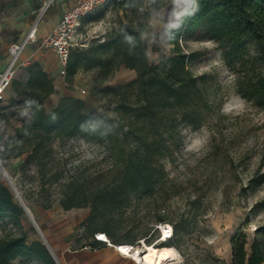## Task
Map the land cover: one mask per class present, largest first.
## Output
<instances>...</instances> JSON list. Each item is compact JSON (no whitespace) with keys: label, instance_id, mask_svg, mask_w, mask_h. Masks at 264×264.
<instances>
[{"label":"rangeland","instance_id":"obj_1","mask_svg":"<svg viewBox=\"0 0 264 264\" xmlns=\"http://www.w3.org/2000/svg\"><path fill=\"white\" fill-rule=\"evenodd\" d=\"M121 1L107 0L84 17L80 26L84 49L105 43L121 32L126 23V5H121ZM132 1L137 6L135 9L128 6L127 13L135 21L141 18L135 29L145 41L149 62L158 63L163 56L172 53L167 29L179 18L184 3L169 0L160 9L148 10V0ZM48 2L0 0V40L3 43L0 56L7 52L12 42L19 40L33 24L39 23L49 13L54 0L43 12ZM181 45L185 50L199 54L191 70L206 85L212 107L202 112L200 125L173 120L159 129L160 135L142 129L131 132L130 115L118 106L115 94L102 93L100 89L103 86L98 88L96 85V81L104 80L105 85L119 89L134 80L136 71L124 65L110 75L101 76L99 68L81 64L73 78L66 76L63 79L59 75L52 78L58 71L54 65V52L32 43L22 57L26 64L16 69L13 79L25 82L28 68L36 61L43 69L49 64L51 68L47 74L53 79L58 94L46 99L47 111L54 109L62 96L73 95L84 101L85 112L93 113L104 124V138L99 141L76 136L63 144H56L60 166L64 164L68 169L62 181H67L69 175L83 176L86 178L84 189L95 193L99 191L98 184L111 183L133 161L148 158L153 175L151 190L132 193L124 204L111 206L121 215V237L131 229L132 236L147 234L148 239H143L144 243L156 244L162 234L156 229L160 223L156 219L158 215L169 213L166 222L174 228V247L179 253V259L169 264H231L234 238L244 235L248 250L255 237L264 244V182L257 187L250 183L252 178L264 174V106L253 104L238 92L241 77L245 73L261 75L264 64L256 45L249 46V54L244 61L231 63L220 43L203 32L183 39ZM46 51L50 55L43 57L41 62L38 52ZM20 99L12 88H8L0 104V151L4 140L13 135L15 128L31 114L25 103L18 104ZM134 99L135 93L130 92L126 100L131 101V108L134 107ZM152 139L157 140L150 143ZM22 162V158L7 159L3 166L30 208L56 261L62 264L47 229L51 226L55 231H66V240H72L71 248H77L88 241V234L75 217L89 213L91 207L66 211L60 203L64 188L57 183L49 191L52 207H43L36 168L28 170L27 178H24L17 171ZM98 175H101L100 179ZM0 181L11 189L15 201L20 204L1 167ZM38 211L45 212L46 220ZM176 226L181 228L180 233L176 232ZM24 232L28 242L42 241L26 212L19 223L0 217V238ZM12 264L44 263L36 259L16 258Z\"/></svg>","mask_w":264,"mask_h":264},{"label":"trees","instance_id":"obj_2","mask_svg":"<svg viewBox=\"0 0 264 264\" xmlns=\"http://www.w3.org/2000/svg\"><path fill=\"white\" fill-rule=\"evenodd\" d=\"M167 1L148 0L147 9H160ZM171 1H183L184 5L177 21L167 29V41L173 46L172 53L163 56L158 63L149 62L145 41L135 29L141 18L135 21L127 13L128 6L134 9L137 6L132 0L120 2L126 5V23L115 38L90 49L81 47L70 52L68 78L75 76L81 64L99 68L101 76L112 74L121 65L136 71L137 77L119 89L105 85L104 80L96 81L98 88L103 86L100 91L114 93L118 106L130 115L128 123L131 132L142 129L160 135L159 129L173 120L198 126L201 124L202 112L211 109L206 85L191 70L199 54L185 50L181 45L183 39L203 32L220 43L226 58L234 64L244 61L249 54V46L256 45L258 56L264 64V0H196V7L190 5V0ZM241 79L238 92L253 104L264 106V72L258 76L245 73ZM9 88L21 97L18 104L25 103L31 114L21 126L15 128L13 135L4 140L0 151L1 163L7 159L22 158L23 162L17 171L24 178H27L28 170L36 168L41 204L45 208L53 205L49 191L54 183L64 188L60 203L66 211L90 206L87 218L81 223L88 238L96 233H105L117 245H139L138 241L147 240V234L132 236L131 229L121 237V215L114 212L111 206L124 204L132 193L151 190L153 175L148 158L133 161L111 183L98 184L96 187L99 191L95 193L84 189L86 178L83 176L69 175L67 181H62L68 169L64 164L60 166L61 160L56 157V144H63L76 136L88 141H99L104 138L103 122L93 113L85 112L84 101L73 95L62 96L57 106L47 111L46 99L58 94V90L53 79L37 61L28 68L25 82L13 79ZM130 92L135 93L133 108L131 101L126 100ZM2 100L0 98V104ZM130 109L133 110L130 112ZM156 140L152 139L150 143ZM97 178L100 179L101 175ZM263 182L264 174L250 180L252 187ZM24 213L11 189L0 181V217L19 223ZM169 216V213H164L158 215L156 220L169 223L166 222ZM176 232H181L179 226H176ZM90 245L100 247L105 244L95 240ZM159 245L174 246V238ZM16 258L57 264L46 245L39 239L28 242L25 232L0 238V264H12ZM231 264H264L263 242L255 237L248 250L244 235L234 238Z\"/></svg>","mask_w":264,"mask_h":264},{"label":"built area","instance_id":"obj_3","mask_svg":"<svg viewBox=\"0 0 264 264\" xmlns=\"http://www.w3.org/2000/svg\"><path fill=\"white\" fill-rule=\"evenodd\" d=\"M52 1L53 0H49V2L46 3L47 7L50 5V3H52ZM106 2L107 0H75L74 5L63 13L62 18L54 27V29H52V31L46 37L40 40V46L42 48L51 50L55 53L59 64V77L64 79L67 76V66L71 50L84 46L83 36L80 34V26L82 20L84 19V17L93 13L99 7L103 6ZM37 41V25H34L22 43H13L9 47L11 61L6 69L0 74V98H4V93L11 85L16 72L17 62L25 46L28 43H34ZM82 92L85 93V90H82ZM169 225L171 224L160 223L157 225V228L162 232V226ZM95 236L96 240L101 241L105 245H110V240L106 237L105 233H96ZM161 237L162 235L159 236L160 239ZM173 237L174 228L171 225V235L163 241L159 240L156 244L166 242ZM138 242L143 245V240H140ZM129 245L130 247L138 246L131 244ZM120 247L121 246H118L117 249L121 253H123L120 250Z\"/></svg>","mask_w":264,"mask_h":264},{"label":"crops","instance_id":"obj_4","mask_svg":"<svg viewBox=\"0 0 264 264\" xmlns=\"http://www.w3.org/2000/svg\"><path fill=\"white\" fill-rule=\"evenodd\" d=\"M74 3L75 0H54L53 6L49 11V13H47V15H45L44 18H41L39 20L40 21L39 23L33 24L28 29L27 33L23 35L19 40L12 42L8 46L7 52H5L4 55L0 56V74L6 69V67L11 61V56L9 54V47L13 43H22L27 37L29 31L32 29V27L34 25H37L38 41L34 43L40 44V40L46 37L52 31V29H54V27L62 18L63 13L69 8H71L74 5ZM2 44L3 43L0 40V46ZM31 44L32 43H28L25 46L17 62V68L20 65L26 64V60H23L22 57L24 52L30 47ZM38 53L40 54V58H42L41 62H43V57H48L50 55L48 51H46L45 53L44 52L42 53L38 52ZM54 65L57 66L58 71L52 76V78H54V76H57L59 74V64L56 55H55ZM50 68L51 66L49 64H47V66L44 67L46 72H50L49 71ZM38 214L40 215V217L42 216L43 219L46 220L47 216L44 211H38ZM88 214L89 213L87 212L79 214L75 217V219L79 224H81L87 218ZM47 232L48 235H50V237L53 238L54 249L58 253L62 264H139L133 258L121 253L117 249V244H114L111 241H110V245L93 247L90 244L96 240V236L95 237L91 236L88 238V241L82 243L79 247L72 249L71 248L72 240L71 239L66 240L65 238L66 231L64 230L55 231V229L50 226L47 229Z\"/></svg>","mask_w":264,"mask_h":264},{"label":"bare ground","instance_id":"obj_5","mask_svg":"<svg viewBox=\"0 0 264 264\" xmlns=\"http://www.w3.org/2000/svg\"><path fill=\"white\" fill-rule=\"evenodd\" d=\"M46 8L47 6L43 9V12L46 10ZM162 229V237L160 239L161 241L167 239L171 235V225L162 226ZM118 246H121L120 250L125 255L133 258L140 264H169L179 259V253L174 246L146 244L144 241L143 246L138 245L135 247H130L129 244H121L117 245V248Z\"/></svg>","mask_w":264,"mask_h":264},{"label":"water","instance_id":"obj_6","mask_svg":"<svg viewBox=\"0 0 264 264\" xmlns=\"http://www.w3.org/2000/svg\"><path fill=\"white\" fill-rule=\"evenodd\" d=\"M0 167H1V169L3 170V172H4V174H5V176H6L7 180H8V182L10 183V185H11V187H12V189L14 190V192H15V194H16V197H18V200H19V202H20V205L22 206V208L24 209V211H25V212H26V213L32 218L34 224L36 225V228H37V230H38V232H39V234H40V236H41V238H42L43 243H44V244L46 245V247L48 248V250H49V252L51 253V255H52L53 259L55 260V262H56L57 264H59V263L56 261V259H55L54 255H53V253L51 252V250H50V248H49V245H48V242H47V240H46L44 234L42 233V231H41V229L39 228L38 224H37L36 221L34 220V216H33L32 212L30 211V208L28 207V205L26 204L25 200H24V199L22 198V196L20 195V193H19V191H18L16 185L14 184V181L12 180V177H11V176L8 174V172L5 170V168H4L3 164L1 163V161H0Z\"/></svg>","mask_w":264,"mask_h":264},{"label":"clouds","instance_id":"obj_7","mask_svg":"<svg viewBox=\"0 0 264 264\" xmlns=\"http://www.w3.org/2000/svg\"><path fill=\"white\" fill-rule=\"evenodd\" d=\"M190 5L193 7H196V0H190Z\"/></svg>","mask_w":264,"mask_h":264}]
</instances>
